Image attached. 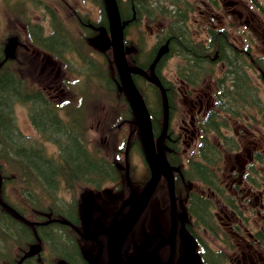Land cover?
Returning a JSON list of instances; mask_svg holds the SVG:
<instances>
[{
    "label": "flooded vegetation",
    "instance_id": "flooded-vegetation-1",
    "mask_svg": "<svg viewBox=\"0 0 264 264\" xmlns=\"http://www.w3.org/2000/svg\"><path fill=\"white\" fill-rule=\"evenodd\" d=\"M101 1V17L106 21L107 13ZM116 1L118 13L126 22L123 27L124 43L128 29L132 30L144 22L149 36L158 37L155 40V54L160 51V45L167 46L165 55L169 53L170 40L162 36L164 31L159 24L154 25V31L150 29L148 18L157 17L155 11L159 10L158 4L152 10V0ZM168 1V8L167 5L160 6L172 16V26L182 31L189 40L200 43L198 47L189 46L195 52L201 51L203 60L197 57L191 60L198 66L206 62L217 66V84L222 85L221 92L217 93V87H212L214 76L199 78L193 68L185 76L175 69L174 79L179 84L173 81L180 85L179 91L173 84L158 77L165 91L163 99L152 83L140 75L132 76L139 86L148 83V88L140 89L144 95L147 92L152 136L155 142L161 138L162 154L173 176L175 204L171 206L168 179L160 174L137 222L139 231L136 238L133 235L124 243V259L138 263L158 242L165 239L167 244L155 253V264H264V143L258 144L260 141L256 138L257 129L264 131V102L260 97L261 88L256 84L259 79L264 91V0ZM193 15L195 18H192ZM190 20L193 28L188 24ZM47 41L43 46L54 52L50 39ZM31 52H36L34 57L40 63L44 61L40 68L42 71L55 65L56 71L60 68V63L48 53ZM126 55L132 66L148 67V64L140 63L138 55L134 54L132 58ZM98 75L103 76V72L100 71ZM46 78H43L44 83L52 89L54 82ZM199 79L201 83L198 85L183 83V80L193 83ZM60 94L62 99L68 96L64 91ZM123 106V115L118 114L112 119L108 118V114L107 118L94 116L97 128L101 126L112 135L118 128L123 130L122 145L111 159L101 154L94 155V159L90 157L91 151H88L85 140L87 110L82 109V103L80 107L77 106L79 109L66 108L69 111L63 118L64 122L53 117L46 118L47 123H43L51 135L48 136L49 140L63 155L75 146L82 151L80 165L84 168L70 175L94 178L90 193L95 208L89 204L97 216L91 220L92 223L88 221L90 233L94 234L112 226L116 214H120L117 221L122 218L130 207V199L143 192L151 180L150 163L142 140L135 133V120L126 99ZM122 118H125L124 121ZM177 119L178 126L175 125ZM185 125L191 129H186ZM78 131L84 134L83 139ZM57 135L65 139L63 145L57 142L60 139ZM107 138L103 136L102 141L107 142ZM134 151L139 153L146 168V175L137 182V186L133 177L136 171ZM154 153H158L156 149ZM64 190L72 192L74 189ZM125 195L127 198L123 200ZM61 199L70 204L66 207L64 203H58ZM28 206L26 230L30 234L31 227L41 228L44 233L48 226L68 229L81 224L80 201L73 195L69 199L61 195L48 205L57 207L53 208V213H59L67 223L58 221L57 217L49 221L44 204L37 212L40 216H34L31 201H28ZM173 211L177 227L175 234L170 236ZM98 222L106 224L100 228ZM20 226L24 227L22 224ZM151 229L154 230V237L150 234ZM72 239L74 246L70 252L75 259L74 264H88L81 261L78 240Z\"/></svg>",
    "mask_w": 264,
    "mask_h": 264
},
{
    "label": "rangeland",
    "instance_id": "rangeland-1",
    "mask_svg": "<svg viewBox=\"0 0 264 264\" xmlns=\"http://www.w3.org/2000/svg\"><path fill=\"white\" fill-rule=\"evenodd\" d=\"M11 2V5L16 4V0H9ZM36 1V2H34ZM162 3H167L166 0H161ZM10 5V4H9ZM24 15L25 16H32L34 19H38L41 21V23L44 25L45 31H49L52 33V29L49 26L50 24V11H56L59 14L60 20L64 23V26L69 28L71 31L72 29H76V22L73 18L75 15H73V11L75 10L77 14L81 15L82 17L89 18L91 23L101 25L102 24V17H101V10L102 7L100 5V2L98 0H26V3H24ZM11 12H9V6H6V0H0V46L2 44V41H8V37L10 36H18L20 34V27L21 25L16 21L17 16L10 15ZM14 14V13H12ZM20 18L21 15L19 14ZM158 16L154 21H151L150 23V29L154 31V25L159 24L160 28L163 29L164 25ZM192 18H195V15H193ZM149 23V22H148ZM192 20L188 23L191 28L192 26ZM144 22H141L140 26L131 29H128V32L126 34V42L129 44L126 46V53L128 51H132L134 48V45L139 48L138 57L141 59L146 54V51L152 50V48L155 46V40H157L158 37L149 36V29L145 27ZM140 33V34H139ZM51 35V34H50ZM20 39V38H19ZM108 42L109 41V34L105 33L103 30H99L97 33V36L92 40L93 47L96 51L102 52V55L98 54V57L100 60H105V57H107L106 51H103V49L99 48V45L101 42ZM19 47V46H17ZM20 49L24 50V53H28V55H33L34 53L31 52L30 46L25 45L24 48L19 47ZM29 60L26 64L30 66V68L25 65L22 67L23 71L30 76V78L35 81L34 85L37 86L36 88L43 90L47 94V85L42 80L43 77H47L53 80H55L57 85L63 86L64 89L69 92L70 95L74 94V86L77 81L81 82L83 77L81 72L79 71L81 68L78 66V68L71 63H68L70 73L68 74L63 64H60V68L56 71L55 66H50V68L46 67V71H42L40 68L44 64V61L41 60L42 64L39 60H36L34 57H28ZM143 61V58L141 59ZM162 62V61H161ZM177 59L176 58H169L168 60H165L163 64H161L159 68V74L161 77L167 81L174 82L176 81L174 79L175 75V65H176ZM79 69V70H78ZM48 71L49 75L46 76V72ZM113 71V68H112ZM114 72V71H113ZM215 75L219 76L217 66H215ZM174 80V81H173ZM177 82V81H176ZM178 83V82H177ZM67 87L66 88V85ZM179 84V83H178ZM177 84V91L180 90V85ZM260 88V97L262 98L264 102V91H263V84L259 79H257L256 83ZM212 87H217V83L215 82V76L214 81L212 80ZM60 92L56 86H54V89L49 94V97L54 100L55 104H59L60 98ZM77 97V96H76ZM77 103V100L76 102ZM93 104H99V106L102 108L96 109L95 107L92 108ZM40 105V104H39ZM37 106V103H36ZM122 108V104L120 100L116 97L115 103L112 102H106L103 97L98 98L96 101H92L89 103L88 107H86L87 110V117H86V123H85V140L86 144L88 145L87 148L90 151H93V154H102L105 157L111 159L114 157L120 146L122 145V134L123 130L121 128H118L117 131L112 135L110 131H107L105 128H101V126L96 127V121L94 120L95 114L99 117H106V114H108V118L112 119L115 116H118L119 110ZM186 111V109H185ZM14 115H15V121L17 128H19L20 131L23 132L26 136H28L30 139H37L38 133L33 130V127L31 126L28 118L27 108L22 105H16L14 108ZM122 117V116H121ZM125 118H122V121H124ZM120 122V120H119ZM133 125V121L131 122ZM175 125L178 126V119L175 120ZM96 127V128H94ZM129 128V127H128ZM185 128L190 130L191 128L189 125H185ZM259 128V127H257ZM130 129V128H129ZM135 133L136 127L134 125ZM97 130V131H96ZM131 131V129H130ZM103 136H108L107 142L102 141ZM127 137V136H126ZM125 137V138H126ZM261 137H264V131L261 129H257L256 132V138L260 142L258 144H263L264 139H261ZM185 140V138H184ZM92 143V144H89ZM183 146V145H182ZM184 147V146H183ZM48 151L50 153H55V147L53 145L48 144L47 146ZM121 152V151H120ZM97 156V155H96ZM95 156V157H96ZM133 161L136 166V171L133 172V177L136 179L135 186H137V182L139 180H142L146 175V168L143 164V161L141 159V156L137 151H134L133 154ZM4 187V196L6 199H10L11 201L18 200L20 201V196L16 188L9 182L5 183ZM91 187L85 186V185H77L75 189L71 191H62L61 195L65 199H69L71 195L74 197H78L80 201V208L81 211L85 208V206L90 202L92 204L91 200ZM35 199H39L38 193L34 192ZM59 195V192L56 193L55 198H57ZM127 198V195L123 197V200ZM14 199V200H13ZM22 201H26L25 197L22 198ZM42 201V199H41ZM122 201V200H121ZM51 203V202H50ZM58 203H64L67 207L69 202H67L64 199H61L58 201ZM93 205V204H92ZM93 208H95L93 206ZM96 214V212L94 213ZM97 215V214H96ZM82 233L87 234L90 232V226L88 223V218L82 217ZM5 223V221H4ZM3 224V223H2ZM4 225V224H3ZM6 227L8 225L11 226L9 221H6L5 223ZM92 230V229H91ZM67 241V240H66ZM70 241V239H68ZM91 241V240H90ZM93 242V241H92ZM7 247H9V243H5ZM4 244L0 245V252L2 254L7 253V247ZM106 250V247H104ZM86 254L89 257L90 261H93L94 255L96 253V247L92 246L91 243L85 246ZM14 253L18 254L19 249H14ZM75 260V259H74Z\"/></svg>",
    "mask_w": 264,
    "mask_h": 264
},
{
    "label": "trees",
    "instance_id": "trees-1",
    "mask_svg": "<svg viewBox=\"0 0 264 264\" xmlns=\"http://www.w3.org/2000/svg\"><path fill=\"white\" fill-rule=\"evenodd\" d=\"M171 33L174 34V36H172ZM166 36L170 40V43H168L169 51L181 49L174 54L185 55L188 60L194 57L203 58L204 54L201 51L195 52L191 50L189 46L190 42L187 37H185L182 31L177 27H173L172 23L169 26V33ZM6 61L7 60L1 61L0 69V188H2L3 194L6 182H12V184L16 182L27 200L31 197L33 199V206H37V203H40L41 199H35L34 192L38 191L34 189L40 190V192L52 190L57 187L58 182L61 180L68 184L73 183L74 175H70V173L76 174L84 168L83 165H80L82 151L78 146H75L76 148H70L68 153L64 154L65 156H58L56 160L52 159V157L47 159L41 145L35 146L28 143L27 139L18 132L13 117L14 104H31L33 106L34 103L41 102L42 93L33 92L29 89L27 81L24 82L18 73H14L7 65ZM34 109L36 110V108ZM37 110H39L40 116L46 114V111H42L45 110L42 105L39 106ZM32 111L36 113V111ZM46 118L48 117H40V122L44 123L47 120ZM57 160L58 162H56ZM65 173L68 174L65 175ZM9 205L12 206V203ZM18 211L20 214H24L22 211ZM0 217L1 239L9 229L4 223V221L7 220L4 213H0ZM14 228L16 230L17 227L14 226ZM38 230L41 231V228H38ZM49 231L50 233L48 235L44 233L39 239L42 241L44 238L46 242L48 241V245L49 243L53 244L58 251L60 250L62 252L59 251L60 256H65L61 249V246H64L61 244L63 240L62 235L57 234L55 229H49ZM14 245L15 244H13V246ZM48 247L52 250L50 245ZM48 247H46V249ZM65 247H71V242L67 240ZM52 252L54 251L52 250ZM52 254H50L51 259H53ZM55 259L60 258L55 257Z\"/></svg>",
    "mask_w": 264,
    "mask_h": 264
},
{
    "label": "water",
    "instance_id": "water-1",
    "mask_svg": "<svg viewBox=\"0 0 264 264\" xmlns=\"http://www.w3.org/2000/svg\"><path fill=\"white\" fill-rule=\"evenodd\" d=\"M107 3L109 8H112L114 6L113 0H107ZM111 38L115 63L122 80L124 92L130 99L133 109L136 113V121L141 134L142 143L152 171V178L148 186L140 196L133 199L129 212L126 214L123 220L116 225L112 233L109 235V264H127L120 256V246L127 233L131 229L132 225L138 218L150 194L152 193L154 186L156 185V182L158 180L159 174H163L167 177V179H169L170 173H168V166L167 164H165L164 159L161 155L159 145L160 140L157 141L156 144L158 153H154L155 148L152 140L148 115L140 96L138 95L129 78V72H134L135 69L129 68L126 64L121 42V28L119 20L115 15H111ZM170 189L172 190L171 185ZM156 249L152 250V252L148 254L147 260L144 264H153L152 259L154 257Z\"/></svg>",
    "mask_w": 264,
    "mask_h": 264
},
{
    "label": "bare ground",
    "instance_id": "bare-ground-1",
    "mask_svg": "<svg viewBox=\"0 0 264 264\" xmlns=\"http://www.w3.org/2000/svg\"><path fill=\"white\" fill-rule=\"evenodd\" d=\"M44 121V120H43Z\"/></svg>",
    "mask_w": 264,
    "mask_h": 264
}]
</instances>
